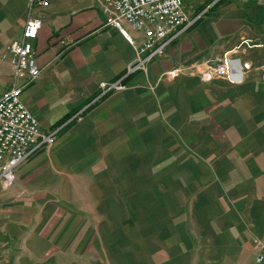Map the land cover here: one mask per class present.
I'll return each mask as SVG.
<instances>
[{
  "label": "crops",
  "instance_id": "1",
  "mask_svg": "<svg viewBox=\"0 0 264 264\" xmlns=\"http://www.w3.org/2000/svg\"><path fill=\"white\" fill-rule=\"evenodd\" d=\"M0 0V55L29 16L22 98L52 143L0 180V264H249L264 243V0H185L146 69L95 0ZM127 34L141 32L127 23ZM228 54L242 79H202ZM145 52L141 57H145ZM12 81L0 57V95ZM101 81L125 87L104 91ZM256 264V263H255Z\"/></svg>",
  "mask_w": 264,
  "mask_h": 264
},
{
  "label": "built area",
  "instance_id": "2",
  "mask_svg": "<svg viewBox=\"0 0 264 264\" xmlns=\"http://www.w3.org/2000/svg\"><path fill=\"white\" fill-rule=\"evenodd\" d=\"M28 9L35 5L45 6V0H25ZM105 17V22L123 33L137 52L136 61L129 71L146 69V61L163 53L168 37L188 21L185 0H95ZM140 31L139 41L132 39L123 24ZM42 26L38 17L29 16L19 38L7 44L1 52L11 68L12 81L0 95V180L5 187L12 185L15 169L32 152L43 145L52 143L54 133L44 134L39 129L37 118L30 112L22 98V90L38 77L41 67L36 61L34 41ZM149 53L145 57L141 55ZM248 63L223 53L211 65L203 63L200 75L204 80L220 78L231 83L242 79L243 72L249 69ZM104 91L123 89L118 81H101ZM256 264H264V243L259 245L255 255Z\"/></svg>",
  "mask_w": 264,
  "mask_h": 264
},
{
  "label": "rangeland",
  "instance_id": "3",
  "mask_svg": "<svg viewBox=\"0 0 264 264\" xmlns=\"http://www.w3.org/2000/svg\"><path fill=\"white\" fill-rule=\"evenodd\" d=\"M254 257L252 256V260L250 261L249 264H255V262L253 261Z\"/></svg>",
  "mask_w": 264,
  "mask_h": 264
}]
</instances>
